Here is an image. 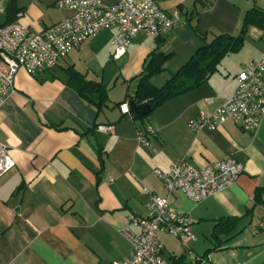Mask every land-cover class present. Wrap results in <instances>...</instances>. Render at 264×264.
<instances>
[{
	"label": "crops",
	"instance_id": "0c3cea01",
	"mask_svg": "<svg viewBox=\"0 0 264 264\" xmlns=\"http://www.w3.org/2000/svg\"><path fill=\"white\" fill-rule=\"evenodd\" d=\"M7 1L1 5L3 12ZM58 1L17 0L22 9L17 20L30 32H42L71 15ZM119 1L103 3L113 6ZM157 1L169 13H181L170 35L140 33L117 60L112 53L119 29H104L54 69L37 77L22 69L15 77L16 93L0 109V144L10 148L16 163L0 180V264L123 263L132 246L121 232L129 218L147 214L149 193L167 197L196 220L192 230L198 241L184 245L175 238L180 247L172 248V254L186 255L191 263L189 252L205 257L212 248V229L220 219L242 218L254 208L237 228L243 231L205 258L208 264H264V229L257 227L264 203L255 202L258 188L264 186V117L254 133L233 121L200 132L188 125L199 113L211 115L235 91L237 75L264 52V31L251 26L243 49L225 56L206 83L168 100L146 121L123 116L152 52L172 54L151 79L159 89L205 40L238 34L244 13L264 9V0ZM69 68L107 84L108 106L98 112L73 90ZM148 123L157 129L150 138L155 151L138 140ZM97 125L114 130L101 133ZM228 157L241 163L244 173L234 185L198 204L182 192H168L156 173L169 171L177 160L202 168ZM167 236L159 235L165 258L172 255L165 245Z\"/></svg>",
	"mask_w": 264,
	"mask_h": 264
},
{
	"label": "built area",
	"instance_id": "2783aa9c",
	"mask_svg": "<svg viewBox=\"0 0 264 264\" xmlns=\"http://www.w3.org/2000/svg\"><path fill=\"white\" fill-rule=\"evenodd\" d=\"M56 5L71 15L42 32H30L19 20L0 27V109L16 91L15 77L20 70L37 77L58 66L73 49L81 48L91 37L110 28L119 29L112 53L119 60L138 34L168 36L181 18L179 10L169 13L157 0H120L113 6H105L103 0H59ZM0 12H3L1 4ZM260 56L237 75L235 91L221 106L211 115L199 113L188 123L192 130H216L228 121L247 132L259 129L264 117V52ZM208 103L213 104L214 99ZM125 112H129L128 107ZM154 125L143 126L138 136L153 151L150 138L157 134ZM95 129L101 133L114 130L107 125ZM15 166L10 148L0 144V180ZM156 173L168 192H182L193 204H198L234 185L244 173V166L232 157L202 168L187 160H177L170 164L169 171ZM145 206L147 214L129 218V224L121 232L130 242L132 253L125 262L117 264H172L165 258L160 234L176 238L184 245L198 241L192 230L196 220L189 212L176 209L167 197L149 193ZM257 227L264 229V217ZM188 256L192 263L208 264L205 257L194 256L192 252Z\"/></svg>",
	"mask_w": 264,
	"mask_h": 264
},
{
	"label": "trees",
	"instance_id": "16d2710c",
	"mask_svg": "<svg viewBox=\"0 0 264 264\" xmlns=\"http://www.w3.org/2000/svg\"><path fill=\"white\" fill-rule=\"evenodd\" d=\"M22 9L19 8L17 0H8L4 12L0 13V27L16 21L18 14ZM242 24L238 34H218L208 41L205 40L203 47L198 49L189 61L183 65L175 74H172L162 88H156L152 85L153 76L163 71L164 64L172 57V54L152 52L146 60L144 70L138 77L137 90L129 101H134L137 105L150 104L152 112L170 99H173L190 90L200 87L206 83L209 78L219 70V66L225 56L240 52L245 46L244 42L248 35V29L255 26L264 31V9L255 7L244 13ZM68 85L75 90L87 103L95 106L98 112L108 106L110 100V89L102 81L89 80L85 74L79 73L74 68L68 69ZM120 106V104H117ZM152 112H150L152 114ZM138 116L135 114H123L124 117L131 115L134 119L142 122L146 121L151 115ZM98 126V125H97ZM96 126V127H97ZM264 186L259 187L256 192L255 202L262 204V195ZM254 208L249 209L244 217H233L220 219L216 223L211 240L212 248L208 249L205 257L212 252L219 251L224 246L241 233L239 224L247 217H251ZM172 264H198L191 263L186 255L172 254L169 257Z\"/></svg>",
	"mask_w": 264,
	"mask_h": 264
},
{
	"label": "water",
	"instance_id": "95a60500",
	"mask_svg": "<svg viewBox=\"0 0 264 264\" xmlns=\"http://www.w3.org/2000/svg\"><path fill=\"white\" fill-rule=\"evenodd\" d=\"M129 112L138 116H148L152 112V106L150 104L137 105L134 101H130Z\"/></svg>",
	"mask_w": 264,
	"mask_h": 264
},
{
	"label": "rangeland",
	"instance_id": "374dc122",
	"mask_svg": "<svg viewBox=\"0 0 264 264\" xmlns=\"http://www.w3.org/2000/svg\"><path fill=\"white\" fill-rule=\"evenodd\" d=\"M0 1H1L0 3H2L1 5H4V0H0ZM252 227H254V224L249 228H252ZM164 240H165V245L167 246L168 253H170V254L173 253L172 248L179 249L180 245H178L179 243L175 238H173L171 236H169V237L167 236L164 238ZM202 240L204 241V239H202ZM179 251L180 250H178L177 253H179Z\"/></svg>",
	"mask_w": 264,
	"mask_h": 264
}]
</instances>
